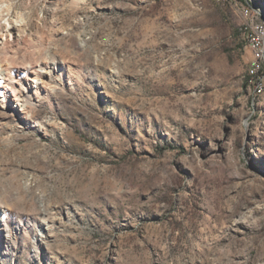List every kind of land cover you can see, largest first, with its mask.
Here are the masks:
<instances>
[{
	"label": "rangeland",
	"instance_id": "374dc122",
	"mask_svg": "<svg viewBox=\"0 0 264 264\" xmlns=\"http://www.w3.org/2000/svg\"><path fill=\"white\" fill-rule=\"evenodd\" d=\"M10 1L50 76L0 105V264H264V0Z\"/></svg>",
	"mask_w": 264,
	"mask_h": 264
},
{
	"label": "bare ground",
	"instance_id": "6f19581e",
	"mask_svg": "<svg viewBox=\"0 0 264 264\" xmlns=\"http://www.w3.org/2000/svg\"><path fill=\"white\" fill-rule=\"evenodd\" d=\"M28 16L26 13L16 11L10 0H0V53L9 50L13 45L21 42L28 33ZM40 42L45 43V38L41 35ZM39 67L33 60H27L28 66L23 70H19L12 63H6V67L2 68L0 64V105L5 104L2 99L5 95L11 103L12 109L24 106V97L30 96V92H38L47 88V77L50 76V62L48 56H44L40 60ZM249 73H253V65H250ZM38 77V79H37ZM255 92L258 90V83L253 84Z\"/></svg>",
	"mask_w": 264,
	"mask_h": 264
},
{
	"label": "built area",
	"instance_id": "2783aa9c",
	"mask_svg": "<svg viewBox=\"0 0 264 264\" xmlns=\"http://www.w3.org/2000/svg\"><path fill=\"white\" fill-rule=\"evenodd\" d=\"M247 40L252 53L248 64L253 65V73L247 74V85L250 88V83H258L259 90L264 87V28L260 26L258 30L248 33Z\"/></svg>",
	"mask_w": 264,
	"mask_h": 264
},
{
	"label": "trees",
	"instance_id": "16d2710c",
	"mask_svg": "<svg viewBox=\"0 0 264 264\" xmlns=\"http://www.w3.org/2000/svg\"><path fill=\"white\" fill-rule=\"evenodd\" d=\"M248 74V73H247ZM247 74H246V78H245V85H247L248 84V76H247ZM251 85H253L254 83H250Z\"/></svg>",
	"mask_w": 264,
	"mask_h": 264
}]
</instances>
